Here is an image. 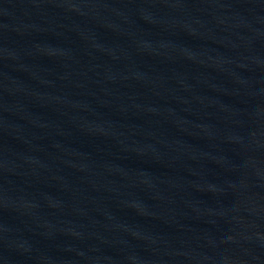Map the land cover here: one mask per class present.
<instances>
[{"label":"water","instance_id":"95a60500","mask_svg":"<svg viewBox=\"0 0 264 264\" xmlns=\"http://www.w3.org/2000/svg\"><path fill=\"white\" fill-rule=\"evenodd\" d=\"M0 264H264V0H0Z\"/></svg>","mask_w":264,"mask_h":264}]
</instances>
